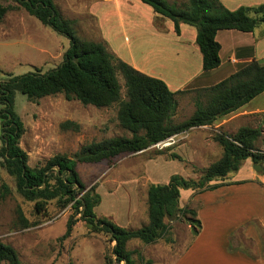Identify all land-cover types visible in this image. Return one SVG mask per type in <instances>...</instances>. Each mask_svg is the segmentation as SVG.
Segmentation results:
<instances>
[{"label": "trees", "instance_id": "16d2710c", "mask_svg": "<svg viewBox=\"0 0 264 264\" xmlns=\"http://www.w3.org/2000/svg\"><path fill=\"white\" fill-rule=\"evenodd\" d=\"M14 2L16 6L0 3V22L10 11L23 8L41 24L71 41L58 67L46 73L35 69L22 76L9 74L8 79L0 83V166L15 180L17 192L26 201L34 203L36 214L47 216L48 206L53 201L62 210L71 209L63 238L70 237L73 227L82 221L92 233H103L114 243L107 264H139L134 258L135 251L128 248L131 241L137 240L145 245L156 244L160 240L173 243L168 223L176 221L186 222L192 229L193 237L199 234L202 226L196 211L180 205L182 190L195 193L215 190L223 185L215 182L224 181L230 174L239 172L248 159L255 165L264 166V151L256 148L262 137L260 127L244 126L234 135L215 134L212 139L222 148V157L203 170L198 179L175 174L167 184L149 185L148 225L127 229L108 218H98L95 209L102 198L96 185L88 187L82 181L78 163H113L121 156L145 152L172 136L214 125L264 93V65L252 62L215 86L197 89L193 115L174 123L177 97L185 91L174 92L164 80L148 76L115 57L104 44L79 38L75 30L76 22L64 17L55 0ZM141 2L150 6L159 17L171 20L177 34H180L182 24L197 30L196 43L203 56L205 72L221 65V45L216 39L219 31L251 33L264 24V5L231 11L219 0ZM119 74L125 81L126 99L122 97ZM17 92L33 103L46 97L64 95L68 101L76 100L84 106L98 109L116 106L119 125L130 137L93 142L82 147L73 157L56 155L42 167H31L28 154L20 147L25 126L15 110ZM61 127L63 130L80 131V125L72 121L64 122ZM170 159L183 160L176 153H171ZM3 188L6 193L9 192L5 184ZM140 261L151 264V261L144 262L141 256ZM4 263L22 264L17 251L0 241V264Z\"/></svg>", "mask_w": 264, "mask_h": 264}, {"label": "rangeland", "instance_id": "374dc122", "mask_svg": "<svg viewBox=\"0 0 264 264\" xmlns=\"http://www.w3.org/2000/svg\"><path fill=\"white\" fill-rule=\"evenodd\" d=\"M174 1L180 0L168 2ZM0 3L16 6L14 0H0ZM56 3L65 17L76 19L75 30L79 38L102 43L118 59L136 66L146 75H156L152 66L161 64L159 60L150 58L157 56L153 52L157 48L158 37L164 31L159 22L154 20L150 23L137 11L117 13L116 4L107 0H58ZM24 14L28 13L23 8L12 10L0 22V83L8 79L9 74L22 76L35 69L49 72L63 62L64 54L71 46L69 38L44 26L34 17L22 18V15L26 17ZM164 21L170 22L168 19ZM166 57L165 64L174 61L164 75L173 89L181 84L174 71L177 60L172 55ZM119 81L122 97L126 99L125 81L120 74ZM196 97L194 87L178 95L174 123L193 115ZM203 101L206 100L203 98ZM15 110L25 126L20 147L28 154L31 167H42L56 155L73 157L82 147L93 142L130 137L119 125L116 106L98 109L84 106L76 100L68 101L64 95L46 97L33 103L17 92ZM67 121L79 124L80 131L63 130L61 126ZM241 124L261 128L262 137L256 148L264 151V114ZM180 140L171 147L150 148L135 155L121 156L113 163H78L82 181L88 187L96 185L102 198L95 209L97 217L108 218L127 229L142 228L149 223L147 191L152 182L165 183L169 176L175 174L198 179L203 170L193 169L192 165L182 163L184 160L170 159V154L174 153L172 149L183 141ZM162 152L166 154L160 155ZM149 159L156 161L148 163ZM248 167L254 172L252 165ZM260 175L264 179V170ZM3 184L8 186V193ZM183 200L185 197L181 204ZM71 214L70 208L62 210L55 201L50 202L47 216L36 214L34 203L26 201L17 192L15 180L0 166V241L17 251L22 264H107L114 246L107 235L92 233L80 221L73 227L70 237L63 238ZM168 224L173 243L160 240L156 244L145 245L133 240L128 244V248L135 251L134 258L139 264H143L140 256L151 264H172L191 242L193 233L186 222Z\"/></svg>", "mask_w": 264, "mask_h": 264}, {"label": "crops", "instance_id": "0c3cea01", "mask_svg": "<svg viewBox=\"0 0 264 264\" xmlns=\"http://www.w3.org/2000/svg\"><path fill=\"white\" fill-rule=\"evenodd\" d=\"M107 1L116 4L114 7L117 13L121 14L125 10L130 13L141 12L144 18H148L146 21L153 23L155 20L163 26L164 31L158 37L157 48L153 52L157 56L150 58L159 60L161 65L152 66L156 69L153 71L156 75L151 77L162 78L174 92L185 91L189 87L197 90L215 86L252 62L264 65V24L251 33L237 30L219 31L216 39L221 45V65L213 71L205 72L203 56L196 43L197 30L194 27L182 24L180 34H177L171 20L166 22L165 18L156 17L153 9L141 0ZM219 1L231 11L241 7L256 8L264 5V0ZM57 7L59 8L58 5ZM24 15L26 17L21 16L24 19L32 17L29 14ZM87 15L91 17V14ZM167 55H172L177 60L174 71L177 79H181V84L173 89L170 81L164 77L165 71L174 62L165 64ZM263 114L264 93L212 126L198 127L181 133L179 139L183 141L172 151L184 160L182 163L192 165L193 169H208L223 154L222 148L211 137L225 133L234 135L244 127L242 121ZM151 161L156 160L149 159L147 162ZM248 165L253 166L254 172ZM254 165L253 161L248 159L239 172L230 174L224 181L215 182L223 184L215 190L202 193L181 191V201L185 197L184 203L180 202L181 207L194 209L202 227L199 234L193 237L172 264H264V179L260 175L261 172L254 169ZM170 178L171 176L165 183H152L167 184Z\"/></svg>", "mask_w": 264, "mask_h": 264}, {"label": "built area", "instance_id": "2783aa9c", "mask_svg": "<svg viewBox=\"0 0 264 264\" xmlns=\"http://www.w3.org/2000/svg\"><path fill=\"white\" fill-rule=\"evenodd\" d=\"M179 137H180V134L172 136V137L166 139L165 141H162V142L155 144L151 148L163 149V148L171 147L177 143V140H179Z\"/></svg>", "mask_w": 264, "mask_h": 264}, {"label": "water", "instance_id": "95a60500", "mask_svg": "<svg viewBox=\"0 0 264 264\" xmlns=\"http://www.w3.org/2000/svg\"><path fill=\"white\" fill-rule=\"evenodd\" d=\"M254 169L257 171V172H261L264 170L263 166L261 165H254Z\"/></svg>", "mask_w": 264, "mask_h": 264}]
</instances>
